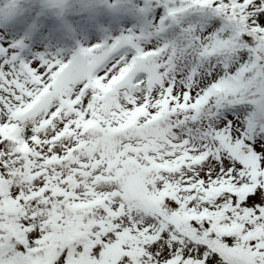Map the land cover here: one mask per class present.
<instances>
[{
	"label": "snow or ice",
	"instance_id": "6c2138e0",
	"mask_svg": "<svg viewBox=\"0 0 264 264\" xmlns=\"http://www.w3.org/2000/svg\"><path fill=\"white\" fill-rule=\"evenodd\" d=\"M160 7L70 55L0 41V264H264V0Z\"/></svg>",
	"mask_w": 264,
	"mask_h": 264
},
{
	"label": "rangeland",
	"instance_id": "374dc122",
	"mask_svg": "<svg viewBox=\"0 0 264 264\" xmlns=\"http://www.w3.org/2000/svg\"><path fill=\"white\" fill-rule=\"evenodd\" d=\"M0 0V41L9 44L23 40L24 48L18 50L22 58L30 60L38 54L62 55L71 54L78 46H86L91 42L104 39L105 35H116L122 30L132 27L144 28L150 24L153 16L164 14L160 7L161 0H143L149 6V12L139 17H114L107 8L99 4L94 11L83 5L87 0H67V7L61 15L57 9L45 7V0ZM15 5L10 12L6 5ZM29 7V8H28ZM95 17L107 32L100 31L90 22Z\"/></svg>",
	"mask_w": 264,
	"mask_h": 264
}]
</instances>
